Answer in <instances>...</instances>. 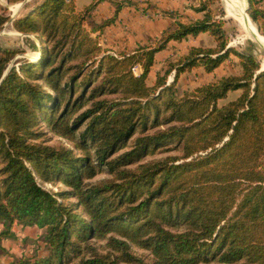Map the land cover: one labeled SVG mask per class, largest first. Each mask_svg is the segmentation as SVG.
Wrapping results in <instances>:
<instances>
[{"label":"trees","instance_id":"16d2710c","mask_svg":"<svg viewBox=\"0 0 264 264\" xmlns=\"http://www.w3.org/2000/svg\"><path fill=\"white\" fill-rule=\"evenodd\" d=\"M99 1L78 9L75 0H35L12 24L37 35L38 56L16 60L3 78L22 50L0 45V249L19 223L45 229L48 253L14 264H264L259 62L226 47L220 22L205 18L175 22L158 45L114 55L94 35L111 20L86 26ZM259 9L252 20L264 19ZM7 19L0 8V29ZM203 32L217 46H192L171 83L170 70L147 82L168 41ZM231 51L241 74L177 96L180 73L195 66L211 72ZM230 91L240 93L219 105ZM49 133L70 146L51 144ZM168 145L177 156L144 160ZM102 172L110 178L93 182ZM44 183L64 188L52 192ZM93 240H104L107 252Z\"/></svg>","mask_w":264,"mask_h":264},{"label":"rangeland","instance_id":"374dc122","mask_svg":"<svg viewBox=\"0 0 264 264\" xmlns=\"http://www.w3.org/2000/svg\"><path fill=\"white\" fill-rule=\"evenodd\" d=\"M89 0H75V4L78 8H82ZM107 1V6L110 5L115 6V9L120 11L121 8L132 6L137 7L140 13V16L147 17L149 19L158 15L159 13H164L171 17V25L168 27L171 30L175 27V22H183L185 24H189L190 22H194L197 20L207 19V20H215L220 22V26L223 29V37L226 39V47H229L232 50L240 53H250L255 59L259 62V65L264 67V47L260 46L257 42L250 40L245 37V34L240 30L237 26L235 20L228 16L227 7L224 5L223 0H105ZM23 2V4L18 7V5ZM35 0H20L17 2H9L8 0H0V8L2 12L8 17L6 22L3 24V27L0 29V45L16 48L22 50L18 52L14 58L11 60L9 65H18L21 58L25 57L28 59H36L38 54L36 51V46L39 44V39L35 34L23 33L16 30L13 27V21L19 16L26 14L31 7L34 5ZM246 3V0H245ZM149 6H152V10H149ZM254 8H260L259 10H264V0H247V9L246 14L251 19V21L255 24V27L259 31V33L264 36V19L258 14V20H252L250 13L254 10ZM159 9L160 12H157ZM202 9V10H201ZM118 11L116 10L114 13V17L107 18L102 23L111 20L112 22L115 20ZM92 12L89 13L86 17V26L91 29L95 27L97 23L93 21ZM151 12V13H150ZM154 12V13H152ZM92 15V16H91ZM92 17V18H91ZM12 21L10 22V20ZM101 23V24H102ZM109 25V24H108ZM163 34L162 37H165ZM162 37L158 38L151 42L150 45L156 46L162 40ZM100 38V34H99ZM200 44L199 46H204L208 48L209 45L214 44L213 47L217 46V41L214 37L207 33H201V35L196 37H186L177 42V52L175 54H171L169 57L161 58L158 61V71H156V75L159 73L164 74L165 70H170L169 74L166 76V84L171 83L174 78L175 67L178 66V61L183 59L186 54H188L189 49L192 47L190 44ZM147 44V43H146ZM140 45V46H146ZM114 55L118 54V51H113ZM164 56V55H163ZM159 58V57H158ZM17 60V61H16ZM183 61V60H182ZM242 68L237 55L231 51L227 58L213 71L206 72L202 66H195L190 70H186L180 73L177 82H176V91L177 96H182L185 93H188L195 89L198 86H201L210 81L217 80L223 76H231V75H239L241 74ZM153 76V74H152ZM155 80H149V82H154ZM240 91H230L226 98L219 100L218 104L222 105L230 99L238 96ZM89 107V104L84 105L74 111L70 116V123L75 119L76 116L81 114L86 108ZM85 121H81L79 123L80 129L84 127ZM161 126V125H160ZM158 126V127H160ZM166 124H163L161 127H165ZM153 128L151 130H154ZM52 140L51 144L63 143L68 146L70 144L66 139L53 136L49 133ZM127 147L123 148L121 151L127 149ZM202 153V152H199ZM177 150L174 149L172 145L164 146L159 149H156L153 153L148 155L144 160H153L158 158H165L166 156H177ZM196 155V154H195ZM189 158H187L188 160ZM183 161V159H179L178 162ZM262 163L264 166V157L262 158ZM110 178V176L105 173L97 174L92 181L96 182L99 180ZM43 187L49 191H56L64 188L62 184H48L44 183ZM3 229V226L0 225V230ZM12 235L11 237H4L1 241L2 248L0 249V262L1 264H14L21 257H42L48 253V247L45 245L44 241V228L34 229L25 228V225L14 223L11 227ZM97 252L104 254L107 252V248L105 247L104 240H93ZM132 250L136 253V255L143 257L145 260L150 261V256L146 250L139 249L135 246H132ZM210 264H216L214 262Z\"/></svg>","mask_w":264,"mask_h":264},{"label":"crops","instance_id":"0c3cea01","mask_svg":"<svg viewBox=\"0 0 264 264\" xmlns=\"http://www.w3.org/2000/svg\"><path fill=\"white\" fill-rule=\"evenodd\" d=\"M91 1L92 0H89L85 5H88ZM105 3H107L105 0L99 1L92 12L93 16H91L93 18H91L93 19L94 23H97V25H100L107 18L114 17V13L116 11L115 6L112 7V5H110V7H108ZM151 7L152 6H149V10H152ZM157 12H160L159 9ZM170 19L171 17L165 15L163 12L156 15V17L154 16L153 18L149 19L147 17L140 16L139 10L136 6H127L121 8L120 11H118L113 22L111 21L109 25L103 27L102 31H97L94 33V35L99 33L100 45L112 53H115L113 51L116 50L118 53H131L140 45L147 43L146 46H152L150 45L152 41L157 40L166 30L170 29L168 28L171 25ZM199 35H201V33L196 36ZM196 36L188 35L187 37L194 38ZM177 42V40L173 39L168 41L165 48L155 54L154 63L148 74L147 82L148 78L149 80H155L157 76H155V74L159 67L158 61H160L161 58L169 57L171 54H175L177 52ZM190 45L199 46L200 44L193 43ZM213 45L214 44H211L208 47H213ZM161 74L162 73H159V75ZM149 84H152V82H149ZM34 227L35 226H25V228L28 229H34Z\"/></svg>","mask_w":264,"mask_h":264},{"label":"bare ground","instance_id":"6f19581e","mask_svg":"<svg viewBox=\"0 0 264 264\" xmlns=\"http://www.w3.org/2000/svg\"><path fill=\"white\" fill-rule=\"evenodd\" d=\"M223 3L227 7L228 16L235 20L245 37L264 47V36L259 33L255 24L246 14L247 2L245 3V0H223Z\"/></svg>","mask_w":264,"mask_h":264},{"label":"water","instance_id":"95a60500","mask_svg":"<svg viewBox=\"0 0 264 264\" xmlns=\"http://www.w3.org/2000/svg\"><path fill=\"white\" fill-rule=\"evenodd\" d=\"M246 2H247V0H246ZM23 4V2H21L19 5H18V7H20L21 5ZM246 9H247V7H246ZM245 9V10H246ZM247 13V12H246ZM12 21V19L10 20V22ZM11 67V65H9L8 67H7V69L4 71V73H3V76H2V78L6 75V73H7V71L9 70V68ZM264 70V67H262V65L260 66V68L256 71V73H258L259 71H263Z\"/></svg>","mask_w":264,"mask_h":264},{"label":"built area","instance_id":"2783aa9c","mask_svg":"<svg viewBox=\"0 0 264 264\" xmlns=\"http://www.w3.org/2000/svg\"><path fill=\"white\" fill-rule=\"evenodd\" d=\"M132 69H133V71H134L135 73L138 71L137 66H134Z\"/></svg>","mask_w":264,"mask_h":264}]
</instances>
